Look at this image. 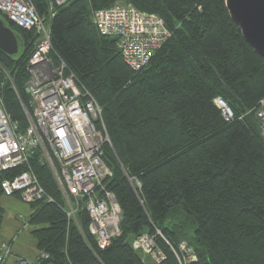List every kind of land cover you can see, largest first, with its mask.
<instances>
[{"label": "trees", "instance_id": "1", "mask_svg": "<svg viewBox=\"0 0 264 264\" xmlns=\"http://www.w3.org/2000/svg\"><path fill=\"white\" fill-rule=\"evenodd\" d=\"M32 2L48 22L53 56L102 108L111 143L102 156L111 174L102 186L121 210L120 234L98 247L86 209H77L76 220L67 217L63 193L36 149L28 165L53 198L28 203V223L42 225L31 230L36 258L45 253L49 264H151L131 246L148 233L165 255L154 264H179L172 249L180 243L194 251L192 264H264V140L254 113L264 97V57L244 40L225 0H66L51 19V0ZM116 2L157 15L169 34L138 70L92 21L94 10ZM0 16L24 42L18 56L0 52V96L24 130L35 33ZM216 98L230 107V121ZM23 168L0 171V197L1 181Z\"/></svg>", "mask_w": 264, "mask_h": 264}, {"label": "built area", "instance_id": "2", "mask_svg": "<svg viewBox=\"0 0 264 264\" xmlns=\"http://www.w3.org/2000/svg\"><path fill=\"white\" fill-rule=\"evenodd\" d=\"M65 2L51 0L47 19ZM0 13L14 25L35 33L25 83L31 109V113L26 109L25 113L31 120L24 130L6 111L0 96V171L25 167L13 178L1 181L3 193L18 194L25 203L43 199L53 202L28 165L29 157L39 149L65 196L67 217H75L81 202L90 219L89 232L98 247L104 248L120 234L121 210L113 193L102 186L103 179L111 174L102 159L104 146H111L102 108L66 63L53 56L49 26L32 0H0ZM92 21L101 34L115 38L123 61L133 70L145 66L169 36L157 15L122 2L94 10ZM215 103L224 120L230 121L233 118L230 107L221 98H216ZM254 113L264 140V97L258 101ZM136 184L139 186L137 181ZM139 236L142 241L136 238L131 243L134 250L145 253L152 250L153 264L165 258L155 236L151 235V239L147 233ZM14 240L0 245V264H49L45 253L36 259L14 254ZM172 250L179 264H192L196 260L194 251L185 243H180L177 251Z\"/></svg>", "mask_w": 264, "mask_h": 264}, {"label": "water", "instance_id": "3", "mask_svg": "<svg viewBox=\"0 0 264 264\" xmlns=\"http://www.w3.org/2000/svg\"><path fill=\"white\" fill-rule=\"evenodd\" d=\"M231 20L244 40L264 57V0H225ZM24 42L0 16V52L7 56L23 53Z\"/></svg>", "mask_w": 264, "mask_h": 264}, {"label": "rangeland", "instance_id": "4", "mask_svg": "<svg viewBox=\"0 0 264 264\" xmlns=\"http://www.w3.org/2000/svg\"><path fill=\"white\" fill-rule=\"evenodd\" d=\"M45 24L48 26V22H45ZM27 118H28V122H29V120H31V117H27ZM63 196H64V194H63ZM64 200H65V196H64ZM69 200H70V198H69ZM70 201H72V199ZM0 206L3 209V211H2L3 219H2L1 229H0V245L3 242L9 243L10 239L14 235L18 234L17 239L15 240V243L13 245L12 252L14 251V253H15V251H16L17 254L35 253L36 252L35 242H34V238H33L32 234H31V230L34 228H38L42 225H32V224L28 223V219L30 217L32 207L28 203L23 202L16 195L1 196L0 197ZM83 208H84V206L80 202V204L78 206V210L83 209ZM71 218L76 220V215H75V217H71ZM24 222H27V225L25 227H23ZM88 228H89V226H88ZM155 234L161 235L162 233L160 232V230H156ZM136 238L138 241H142L140 236L135 237L133 240H135ZM148 238L151 239V235ZM144 240L145 239L143 238V241ZM136 251H138V253L142 256V258L147 263L153 264L152 256H154V253L152 250L149 251L150 254L148 252L145 253L139 249H137ZM36 255H37V253H36ZM36 255L34 258H29V259H35Z\"/></svg>", "mask_w": 264, "mask_h": 264}, {"label": "crops", "instance_id": "5", "mask_svg": "<svg viewBox=\"0 0 264 264\" xmlns=\"http://www.w3.org/2000/svg\"><path fill=\"white\" fill-rule=\"evenodd\" d=\"M12 250H13V246H12ZM15 254H17L16 251H15ZM18 255L29 259V258H34L35 255H36V252L35 253H31V254H26V253L24 254V253H22V254H18Z\"/></svg>", "mask_w": 264, "mask_h": 264}]
</instances>
